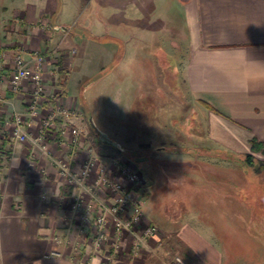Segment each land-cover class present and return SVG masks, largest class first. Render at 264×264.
<instances>
[{"label":"crops","instance_id":"1","mask_svg":"<svg viewBox=\"0 0 264 264\" xmlns=\"http://www.w3.org/2000/svg\"><path fill=\"white\" fill-rule=\"evenodd\" d=\"M12 1L0 6V150L11 153L7 159L0 157V264H170L172 255L186 264H263L264 216L255 207V183L247 178L235 185L229 174L207 183L214 200L208 218L198 213L197 229L167 224L161 249L151 239L131 259L126 236L115 260L106 253L92 254L86 246L71 259L66 240L55 243L53 237H63L70 222L78 219L80 212L71 209L78 190L59 176L57 162L69 161L76 173L88 158L106 163L113 153L94 143L78 114L70 124L60 117L39 146L33 141L41 118L55 102L65 109L75 106L70 93L81 77L88 81L97 76V83L121 91L120 79L128 76L136 90H152L153 80L141 87L138 64L152 77L153 48L160 44L168 62L171 57L177 60L175 72L195 103L189 144L172 154L184 162L193 156L199 173H221L222 167L232 172L245 155L264 166V0H73L69 18L57 0ZM173 9L179 13L177 25ZM161 29L168 38L159 37ZM63 35L66 52L75 53L67 68L56 59ZM34 50L46 54L44 101L39 115L24 126L27 139L13 142L12 116L24 112L32 85L23 80L13 92L9 76L17 52L29 61ZM72 127L80 132L75 147L69 145ZM252 139L262 150L251 151ZM94 178L95 172L89 182ZM101 197L112 200L105 193ZM234 203L242 211L232 213ZM236 220L252 237L253 254L240 240L243 232L238 233ZM83 240L73 233L69 239L70 244Z\"/></svg>","mask_w":264,"mask_h":264},{"label":"rangeland","instance_id":"2","mask_svg":"<svg viewBox=\"0 0 264 264\" xmlns=\"http://www.w3.org/2000/svg\"><path fill=\"white\" fill-rule=\"evenodd\" d=\"M11 2L15 1L0 0V6L2 4V6H8ZM56 2L59 8L66 10V17L69 18L68 11L73 5V0H57ZM170 13L174 16V23L177 25L179 23L178 11L173 9ZM45 29L51 30L48 24ZM66 37L63 35L58 39L59 46L63 49L57 52L56 59L60 63L64 62L63 65L67 68L75 53H70V50L66 52V46H64ZM159 37L168 38L166 30L161 29ZM153 51L152 77L145 72V65L141 62L138 64L139 78L143 80L141 87L153 80L152 90H136L137 87L134 84L131 85L128 76H122L120 79L121 91L112 90L111 87L109 89L108 86L97 83L98 77L93 76L88 81L81 77L70 93L74 98L78 115L85 122L84 125L91 139L96 145L100 144L113 153L107 158H120L134 166L139 172L143 181L142 191H138L144 215L143 224L149 223L157 228L155 238L160 239L162 244L164 237L162 229L167 224L177 227L186 223L197 229L199 223L197 214L201 213L202 217L208 218L212 211V202H214L213 199L211 200L207 183L216 179L223 180L225 174H229L230 178L234 179L235 185L245 184L247 178L255 183V207L263 217L264 196L261 200L258 196L260 187L264 183V166L261 162L255 159L251 163L241 160L239 163L236 162L238 165L233 167L232 172L228 173L222 167L218 168L222 171L221 173L210 174V172L199 173L197 171L193 156L190 157L189 162H184V157L172 154L174 151L183 150L179 146L184 147L189 144L192 134L191 118L195 114L193 104L195 103L186 93L180 75L175 72L177 60L171 57L168 62L160 44H157ZM199 115L200 112L197 110V116ZM89 118L92 119L97 129L120 145L123 149L122 153L113 146L102 144L98 140L89 126ZM202 166L205 168V164ZM194 167L196 171H193ZM208 167L209 165H206V169H209ZM197 189H202V191H197ZM230 211L238 213L242 211V208L234 203L230 206ZM150 219L154 223H150ZM78 227L79 219H73L69 225L70 230L60 238L63 241H69L72 233L77 236ZM235 227L238 233L241 232L240 221H235ZM239 238L245 244H249L245 247L253 254L252 237H247L243 232V236ZM66 246L71 247L68 243ZM161 248L162 245L157 249ZM174 256L177 255H172V258Z\"/></svg>","mask_w":264,"mask_h":264},{"label":"built area","instance_id":"3","mask_svg":"<svg viewBox=\"0 0 264 264\" xmlns=\"http://www.w3.org/2000/svg\"><path fill=\"white\" fill-rule=\"evenodd\" d=\"M30 60L23 58L20 51L14 57L13 68L9 76L11 90L17 92L23 80L31 83L32 90L23 113H14L12 116V130L10 138L13 142H24L27 133L24 126L29 125L39 115L44 101L43 72L46 54L42 51H32ZM3 76V66L0 64V78ZM78 114L77 108L72 106L65 109L59 102L47 109L41 118L38 137L33 145L39 146L47 132L55 126L60 117H64L67 124L73 116ZM2 122L0 121V131ZM72 135L69 145L75 147L80 137L76 128L70 129ZM42 148V147H41ZM10 152H2L0 157L9 158ZM30 156H33L31 154ZM72 159V157H71ZM69 161L57 162L58 174L64 181L76 187L77 194L72 198L71 209L79 211V227L77 236L83 241H74L71 245V259H77L81 249L86 246L92 254L103 256L107 254L110 260H115L126 236L130 237V258H136L142 250V245L151 239H156L157 228L144 223L139 192L142 191L143 181L137 169L120 158H109L106 163H99L95 158H88L78 172H73ZM95 172L92 182L89 179ZM110 195V202L104 200L101 194ZM87 197V200H85ZM156 239L155 248L162 245ZM55 243L62 239L53 237ZM170 264H186L180 256H174Z\"/></svg>","mask_w":264,"mask_h":264},{"label":"water","instance_id":"4","mask_svg":"<svg viewBox=\"0 0 264 264\" xmlns=\"http://www.w3.org/2000/svg\"><path fill=\"white\" fill-rule=\"evenodd\" d=\"M59 29L62 31L66 30V28H63V27H60ZM88 123H89L90 128L92 129V131L94 132V134L96 135V137L102 144L111 145L115 149H117L120 153L123 152V149L120 147L119 144L110 140L103 132L97 129V127L95 126L91 118L88 119Z\"/></svg>","mask_w":264,"mask_h":264},{"label":"trees","instance_id":"5","mask_svg":"<svg viewBox=\"0 0 264 264\" xmlns=\"http://www.w3.org/2000/svg\"><path fill=\"white\" fill-rule=\"evenodd\" d=\"M251 143V151L257 152L262 150V144L256 142L254 139L250 141ZM253 157L251 155H245L243 161H247L248 163H251L253 161Z\"/></svg>","mask_w":264,"mask_h":264}]
</instances>
